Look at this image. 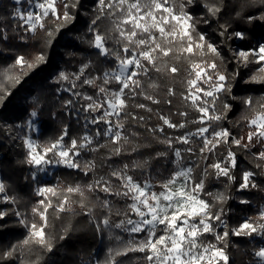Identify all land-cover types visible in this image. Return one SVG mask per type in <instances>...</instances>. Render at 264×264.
<instances>
[{
  "label": "snow or ice",
  "instance_id": "6c2138e0",
  "mask_svg": "<svg viewBox=\"0 0 264 264\" xmlns=\"http://www.w3.org/2000/svg\"><path fill=\"white\" fill-rule=\"evenodd\" d=\"M24 0H14L20 5ZM30 9L24 11L16 8L14 19L23 23L26 32L35 33L37 28L46 30L49 37L53 36L51 30L46 29L45 21L52 19L57 22V32L65 24L76 19L70 9L77 7L75 3L63 2V13L59 11L57 0H27ZM99 14L92 20L89 31L93 33L90 41L91 47L97 50L101 58L96 69L95 76H85L88 64L82 65L77 72H60L57 83L65 82L69 87L63 91L68 92L70 99L64 101L65 108L74 109V112L67 114L80 119L81 112L85 113L84 128L86 131L79 138L69 137L68 127L53 142L38 144L30 138L24 139L27 148V156L22 163L36 169L37 173H47V166H63L68 169L82 172L85 176L90 173L93 179L86 185L76 184L61 188L60 185L36 187V195L40 197L37 206L32 208V214L39 216L40 223H28L27 218L19 211L15 215L19 223L24 225L29 236L22 242V246L36 244L47 251H52V244L49 240L46 229L48 227L49 209L57 214L70 210L73 203L70 195L78 193L81 196L80 205L86 207L85 191L103 192L107 197H115L124 203L116 208L115 215L123 217L118 221L110 219L113 212V204L110 199L96 200L101 206L108 210L109 215L97 223V230L101 231L102 224L106 229H118L129 235L128 241H122L120 236L115 239L119 242L115 250L109 249V258L112 264H122L115 257L127 256L130 252L143 253V259L147 264H229V257L226 252V241L230 236H252L259 234L264 236V209L259 212V223H253L246 219L238 226L229 229L225 217V210L220 207L213 210V205L203 199L202 193L205 190L203 178L197 180L193 176V167L186 165L184 154L189 158L197 154V147L200 157L205 161L203 176L214 174L216 178L226 177L229 182L235 181L233 170L237 168L236 154L231 146L250 151L256 143L264 145V100L253 102L251 98L243 100L245 107L255 112L251 118L245 116L249 131L246 142L244 137L237 138L232 132L221 125L222 121L228 119V112L233 108L228 97L232 100L237 97L232 93V86L229 83V76L226 71H221L215 60L211 62L194 60L193 57H204L211 54L223 62L226 59L225 53L218 43L209 40L207 34L198 29L199 24L211 26L212 20L216 19L219 27L218 35L224 42L246 40L247 31L243 28L233 27L231 21L219 23L222 8L210 0H203L205 13L197 15L200 4L197 0H97ZM256 3H264V0H239V10L235 8L237 19L247 20L249 23L259 19L264 20V14L257 16L253 13H246L249 7ZM191 9V10H190ZM102 18H109L113 25V35L101 34L96 30L97 21ZM23 38V37H22ZM111 39L118 47L110 48L108 40ZM51 40L48 41L51 44ZM232 59L237 65L247 66L253 62L260 65L258 72L264 74V43H258L256 48L247 50L242 46L232 49ZM114 58V67H105L104 61ZM176 61H188L190 69H186V93H181L185 102L190 101V106L200 115L197 119L188 121V112L179 111L171 115H179L185 119L179 123L174 122L169 115L157 112L158 119L162 124L148 126L150 117L129 112V102L134 101L138 96L150 101L151 104H167L171 107L172 99L163 101L145 89V81H148L149 89H157L160 86L152 81L150 73H169L174 78L180 73L181 68L176 64L169 65L167 59ZM37 59L41 62L45 57L40 55ZM27 63L23 56H18L15 64L23 67ZM28 67H32L28 64ZM233 77L239 73H233ZM253 82H264V75L253 76ZM19 83V81H15ZM99 82V83H98ZM115 83L118 88H111ZM87 85L97 89L95 95H89L76 89L79 86ZM203 85V86H202ZM10 95L7 89L0 92V105L4 104ZM176 95L173 87H168L166 96ZM81 100L87 103H81ZM218 105L222 107H218ZM257 105L259 111H257ZM135 108L143 109L152 113L153 109L147 104H135ZM96 113H100L97 115ZM31 116L35 118L36 112ZM138 122L142 127L147 126V131L154 136L160 133L162 138L159 142L166 145L174 157L171 163L175 171L167 179L158 181L161 191L154 190L150 174V161L147 158L133 159L131 163H119L114 157L127 154L131 156L139 151L140 145L133 138L139 133L132 129L125 128L128 117ZM189 123L199 124L194 131H187L175 137L165 134V127L168 129H185ZM103 124L101 129L98 125ZM213 124L217 126L214 128ZM89 125L93 126L89 129ZM32 127V124H29ZM103 138V141L102 139ZM117 145L111 148L101 157L98 163L94 159H83L82 153L100 152L106 149L108 144ZM125 145H134L130 151ZM184 145L186 147H176ZM228 146L227 155L223 160L207 163L219 146ZM169 152H156L151 159L167 158ZM252 155L259 161H264V151L253 152ZM108 169L106 175H96L97 168ZM257 167H260L258 164ZM137 169L148 172L149 178L143 182L134 178L131 172ZM209 169L212 172H209ZM255 173L244 171L241 181L238 183L237 191H244L249 188H259L254 181ZM37 179L36 173L32 176ZM5 185L0 182V193H5ZM57 198L58 203L53 200ZM3 199L14 203L8 196ZM221 204L229 197L223 193L214 197ZM241 204L249 203L241 199ZM95 207V205H92ZM92 207H88L86 215H90ZM4 213L0 212V219ZM59 218V215H57ZM143 234V235H141ZM212 235L216 243L205 242V235ZM65 237L61 236L63 240ZM224 246L221 247L220 245ZM17 250L13 246L11 251H5L3 257L10 258ZM255 256L264 261V248L255 252Z\"/></svg>",
  "mask_w": 264,
  "mask_h": 264
},
{
  "label": "trees",
  "instance_id": "16d2710c",
  "mask_svg": "<svg viewBox=\"0 0 264 264\" xmlns=\"http://www.w3.org/2000/svg\"><path fill=\"white\" fill-rule=\"evenodd\" d=\"M64 0H58V8L63 13ZM68 3H75L77 7L70 9L71 14L76 19L68 24L60 27L57 32V22L49 19L45 21L46 29L53 32V36L49 37L46 30L37 28L33 34L26 32L25 27H21L22 22L14 19L16 5L13 0H0V92L7 89L10 95L4 104L0 105V179L5 185V193L2 196H8L10 200L14 199V203L4 201L0 202V211H3V219H0V264H112L109 258V249L115 250L120 246L115 239L120 236L122 241H128L129 235L118 229H106L100 225L101 231L97 230V223L105 216H108V210L103 208L96 197L101 199H110L113 204V212L110 217L112 221H118L123 217L115 215L116 208L123 205V201L115 197H107L103 192H87L85 196L86 207H81V196L78 193L70 195L73 203L69 206L70 210L57 214L49 209L48 227L46 232L52 244V251H47L36 244L22 246L25 238H28V229L19 223V219L15 215L19 211L22 216L27 218L29 224L32 222L40 223L39 216L32 214V208L37 206V201L41 199L36 195V187L41 185L56 186L61 188L67 186H75L76 184L86 185L93 179L92 173L85 176L82 172L74 171L63 166H57L48 178L36 175L37 179L33 180L34 168L26 163H22L26 159L27 149L24 141L16 136L17 125L21 128L26 125L28 116L32 112L37 113L39 131L35 136L38 144L53 142L59 138L64 131L65 126L68 127L70 138L81 137L86 129L84 128L85 116L82 112L80 119L77 121L75 116H69L68 112H74V109L65 108L64 101L71 97L67 94H59L61 86L64 82L57 83L60 72L72 73L79 71L82 65L88 64L89 68L85 72V76L89 74L95 76L96 69L100 64L101 58L97 54V50L91 47L90 41L93 39V33L89 31L91 22L99 14V6L97 0H67ZM217 3L222 8L219 17V23L231 21L233 27L243 28L247 31V39L240 41L224 42L217 33L219 24L216 19L212 20L211 26L199 24L198 29L207 34L209 40L216 42L225 53L226 59L221 62L211 54L207 56L193 57L194 60H203L211 62L215 60L220 66L221 71H226L229 76V83L232 86V93L237 97L232 100L229 96V102L233 108L228 112V119L222 121L221 125L228 128L232 134L237 137H244L246 142L247 132L249 131L245 116L251 118L255 112L249 111L243 100L251 98L253 102L264 100V84H253L250 79L256 72L258 65L251 63L247 66L237 65L232 59V49L242 46L247 50L256 48L258 43H264V20H255L249 23L247 20L237 19L233 9L239 10V0H210ZM201 5L197 15L205 13L203 8V0H197ZM191 10V9H190ZM253 13L257 16L264 14V3H256L246 10L245 14ZM113 25L109 18H102L97 21L96 30L101 34L113 35ZM23 37V38H22ZM51 40V44L48 41ZM110 48H116L118 45L111 39L108 40ZM40 55L45 57L41 62L37 59ZM18 56H23L27 63L23 67L15 64ZM167 59L169 65L176 64L181 68L179 74L174 78L169 73H156L154 70L150 73L152 81L160 87L157 89H149L148 81H145V89L152 95L161 99H172L171 107L167 104L160 105L151 104L150 101L138 96L134 101L129 102V112L150 117L148 126H157L162 124L158 119L157 112L169 115L174 122H181L185 117L171 115V113L179 111L188 112V121H192L199 117V113L190 106L189 102H185L181 93H186V69H190L188 61H176L175 59ZM31 64L32 67H28ZM116 61L109 58L104 61L105 67H114ZM239 75L233 77V73ZM19 81L16 83L15 81ZM99 83V82H98ZM111 88L119 86L113 83ZM168 87L175 89L174 97H167ZM80 91L89 95H95L97 89L83 85ZM81 103H87L81 100ZM144 103L153 109L152 113H148L143 109L135 108V104ZM218 107H222L218 105ZM257 105V111H259ZM199 124L189 123L185 129L173 130L165 127V134L173 137L181 135L187 131H194ZM217 125L213 124L215 128ZM93 126L89 125V129ZM101 129L105 126L98 125ZM126 129H132L139 133L138 137L133 140L140 145L139 151L131 156L124 154L114 157V161L119 163H131L133 159L147 158L150 161V174L155 188H159L158 181L167 179L175 171V166L171 163L174 157L167 149V146L159 142L162 138L160 133L155 136L147 131V126H141L138 122L132 121L129 116L125 122ZM103 141V138H101ZM117 145L108 144L106 149L100 152H84L83 159H94L98 163L101 157L105 155L111 148ZM134 145H125V149L130 151ZM176 147H186L184 145H176ZM197 147V154L191 156L195 159L193 165L194 177L205 181L204 197L213 205V210L223 207L225 210V219L228 222L229 229L238 226L246 219H251L253 223H259V212L264 209V161L257 160L252 153L264 151V145L255 144L250 151H245L235 146H231V150L237 157V168L233 170L235 176L234 182H229L226 177L216 178L214 174L207 177L203 176V168L205 161L200 157ZM228 146H219L216 152L211 155L207 163H213L217 160H223L227 155ZM156 152H169L167 158L151 159ZM184 156H188L187 153ZM260 167H257V165ZM252 171L255 173L254 181L260 186L259 188H249L244 191H237L238 183L244 171ZM108 169L97 168L96 175H106ZM211 173L212 170L209 169ZM135 179L143 182L149 178L148 172L137 169L130 173ZM223 193L229 199L221 204L214 197ZM241 199H246L249 203L241 204ZM57 203V198H53ZM95 205V207H92ZM88 207H92L90 215L85 213ZM59 215V218H57ZM61 236L65 238L60 239ZM205 242L211 241L216 243L214 236L205 235ZM226 252L229 257V264H256L257 257L255 252L260 248H264V236L253 234L252 236H230L226 241ZM13 246H17V250L13 255L5 259L3 253L11 251ZM221 247L224 245L221 244ZM144 254L139 252H130L127 256L115 257L122 264H147L143 259ZM222 264V262H221Z\"/></svg>",
  "mask_w": 264,
  "mask_h": 264
},
{
  "label": "rangeland",
  "instance_id": "374dc122",
  "mask_svg": "<svg viewBox=\"0 0 264 264\" xmlns=\"http://www.w3.org/2000/svg\"><path fill=\"white\" fill-rule=\"evenodd\" d=\"M13 3H14V0H13ZM57 3H58V0H57ZM16 5V4H15ZM97 5H98V2H97ZM16 8H21L22 10H24L25 12L26 11H28V10H31L30 9V6H29V4H28V2H27V0H24V2L22 3V4H20V5H16ZM15 8V9H16ZM22 22V21H21ZM23 23V22H22ZM253 63H255V62H253ZM256 64V63H255ZM242 65V64H241ZM256 65H258V64H256ZM260 67V65H258V67L256 68V72L252 75V77L253 76H260V75H264V74H262V73H259L257 70H258V68ZM252 77H251V79H250V81L253 83V84H256V85H259V84H264V82H253L252 81ZM70 85L69 84H67V83H65L64 82V84L61 86V90H59V94H61V93H64V94H67V95H69L70 96V94L68 93V92H65V91H63V89L65 88V87H69ZM203 86V85H202ZM80 86L76 89L77 91H80ZM81 92V91H80ZM71 97V96H70ZM83 113V112H82ZM84 115H85V113H83ZM97 115H99L100 113H96ZM27 119V121H26V125L24 126V127H22L21 128V126L20 125H17V127H18V129H17V132H16V136L19 138V139H21V140H23L24 141V139L25 138H30V139H32L34 142H36L37 143V141H36V138H35V136L37 135V133H38V131H39V123H38V117L36 116L35 118H33L32 116H31V114L28 116V118H26ZM32 124V127L30 128L29 127V124ZM27 149V148H26ZM185 163H186V165H190V166H192L193 167V165H194V163H195V159L194 158H189V156H186L185 157ZM57 166L56 165H50V166H47V173L45 174V173H37L36 172V169L34 168V173H36V175H41L43 178H48L49 176H50V174L53 172V170L56 168ZM193 176H194V173H193ZM0 182H2L1 181V179H0ZM154 190L155 191H157V192H159V191H161V188L159 187L158 189H156V188H154ZM3 197L4 196H2V194H0V202H4L5 200L3 199ZM202 197H203V199H205L206 200V198L204 197V195H203V193H202ZM207 201V200H206ZM0 212H3V211H0ZM141 235H143V234H141ZM256 264H264V261H261L258 257H257V262H256Z\"/></svg>",
  "mask_w": 264,
  "mask_h": 264
}]
</instances>
